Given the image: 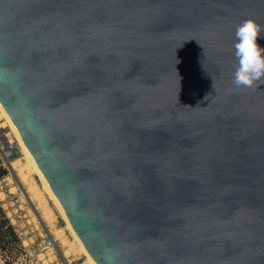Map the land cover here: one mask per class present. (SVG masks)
I'll return each mask as SVG.
<instances>
[{"label": "water", "instance_id": "obj_1", "mask_svg": "<svg viewBox=\"0 0 264 264\" xmlns=\"http://www.w3.org/2000/svg\"><path fill=\"white\" fill-rule=\"evenodd\" d=\"M248 19L264 0H0V103L96 264H264Z\"/></svg>", "mask_w": 264, "mask_h": 264}, {"label": "rangeland", "instance_id": "obj_2", "mask_svg": "<svg viewBox=\"0 0 264 264\" xmlns=\"http://www.w3.org/2000/svg\"><path fill=\"white\" fill-rule=\"evenodd\" d=\"M9 126L10 123L1 117L0 138L5 136L15 152L11 161L6 156L4 141L0 139V154L10 171L0 181V201L21 243L14 248L9 246L4 253L0 250V264H89L57 204L27 156L17 147L18 137ZM20 168L26 169L29 183L23 180Z\"/></svg>", "mask_w": 264, "mask_h": 264}, {"label": "clouds", "instance_id": "obj_3", "mask_svg": "<svg viewBox=\"0 0 264 264\" xmlns=\"http://www.w3.org/2000/svg\"><path fill=\"white\" fill-rule=\"evenodd\" d=\"M262 30L264 26L248 19L235 31L237 67L233 73V84L237 88H254L264 84V46L258 43L264 38L261 37Z\"/></svg>", "mask_w": 264, "mask_h": 264}, {"label": "trees", "instance_id": "obj_4", "mask_svg": "<svg viewBox=\"0 0 264 264\" xmlns=\"http://www.w3.org/2000/svg\"><path fill=\"white\" fill-rule=\"evenodd\" d=\"M9 173L10 171L0 154V181L6 178ZM20 243V237L0 201V250L4 253L9 250V246L14 248Z\"/></svg>", "mask_w": 264, "mask_h": 264}, {"label": "bare ground", "instance_id": "obj_5", "mask_svg": "<svg viewBox=\"0 0 264 264\" xmlns=\"http://www.w3.org/2000/svg\"><path fill=\"white\" fill-rule=\"evenodd\" d=\"M4 118V119H6L7 120V123L9 122L10 123V128L15 132V134L17 135V137H18V148L20 149V150H22V152H24V154L27 156V160L29 159V163H31V165L34 167L33 169H35V171L37 172V174L39 175V177L41 178V180H42V183L44 184V186H45V188L47 189V191L49 192V194H50V196L53 198V200H54V202L57 204V206H58V208H59V210H60V212L62 213V215H63V217L65 218V220L68 222V225L70 226V228H71V231L73 232V234L75 235V237L77 238L76 240H78V242L80 243V248L82 247V249H83V251L85 252V254H86V256H87V259H88V262H89V264H96L95 263V261L91 258V256L88 254V252H87V250L85 249V247H84V245L82 244V242L80 241V239L78 238V236L76 235V233H75V231L73 230V228H72V226H71V224L69 223V221L67 220V217H66V215H65V211L63 210V208H62V206H61V204L59 203V201H58V199L55 197V195L53 194V192H52V190H51V188L48 186V184L46 183V181L44 180V178L42 177V175L40 174V172L38 171V169L36 168V166H35V164L33 163V161H32V159L30 158V156H29V154L27 153V151L25 150V148H24V146H23V144H22V142H21V140H20V138H19V136H18V134L16 133V131H15V129H14V127H13V125H12V123H11V121H10V119H9V117H8V115H7V113L5 112V110H4V108H3V106L1 105V103H0V118ZM9 125V124H8ZM3 134V133H2ZM3 137H5V136H3ZM7 139V138H6ZM19 150V151H20ZM21 152V151H20ZM21 152V153H22ZM10 153V151L8 152V154ZM20 164V163H19ZM14 167V166H13ZM15 168V167H14ZM16 169H17V167H16ZM19 171H20V174H21V176L23 177V180H27L28 178V174H27V176H26V169L25 168H20L19 169ZM28 181V180H27ZM26 181V183H29V182H27ZM31 185H32V183H31ZM33 186V185H32ZM38 190V189H37ZM31 192H33V194L34 195H36V191L35 190H33L32 189V191ZM33 195V196H34ZM37 196H39V195H37ZM40 204H41V202H40ZM42 205V204H41ZM44 205V204H43ZM42 205V206H43ZM52 211V210H51ZM47 213V212H46ZM45 214V213H44ZM69 228V229H70Z\"/></svg>", "mask_w": 264, "mask_h": 264}]
</instances>
